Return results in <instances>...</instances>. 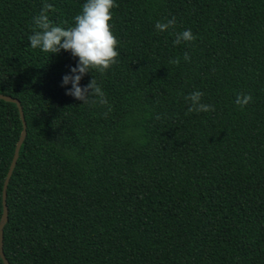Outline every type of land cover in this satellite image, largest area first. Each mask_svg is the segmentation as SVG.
<instances>
[{"label":"trees","instance_id":"16d2710c","mask_svg":"<svg viewBox=\"0 0 264 264\" xmlns=\"http://www.w3.org/2000/svg\"><path fill=\"white\" fill-rule=\"evenodd\" d=\"M85 2L0 0V95L25 123L5 190L6 262L264 264V0H115L118 62L80 82L94 76L110 112L65 94L78 58L28 39L44 3L67 28ZM188 29L196 39L174 46ZM194 91L215 111L186 115ZM237 94L252 101L241 108ZM21 131L0 100V218Z\"/></svg>","mask_w":264,"mask_h":264},{"label":"clouds","instance_id":"9594fccd","mask_svg":"<svg viewBox=\"0 0 264 264\" xmlns=\"http://www.w3.org/2000/svg\"><path fill=\"white\" fill-rule=\"evenodd\" d=\"M52 7V4L44 3L39 15L33 18L35 27L33 34L28 38L31 48L50 54H59L63 50L78 58L76 66L70 69L71 74H66L62 78V86L71 84V88L65 94L82 101V104L107 105L110 112L111 106L108 105L106 94L95 77L93 76L83 87L80 82L93 70L104 74L118 62L119 41L111 30L114 25L110 23L113 19L112 9L118 5L115 0H86L82 5V11L74 17V25L67 28L54 25L49 19L48 12ZM175 25L176 19L172 17L165 22L157 21L155 28L158 32H165L175 28ZM195 39L190 29L184 30L175 33L173 45L192 42ZM184 59H190L187 53ZM170 62L178 64L179 60ZM203 96V92L194 91L184 97L190 105L186 115L193 112L215 111L213 105L202 103ZM251 101L250 94H237L235 103L243 108Z\"/></svg>","mask_w":264,"mask_h":264},{"label":"water","instance_id":"95a60500","mask_svg":"<svg viewBox=\"0 0 264 264\" xmlns=\"http://www.w3.org/2000/svg\"><path fill=\"white\" fill-rule=\"evenodd\" d=\"M0 100L5 101V102H12V103H14L16 105L17 110H18V114H19V118H20V121H21V125H22V131H21V134H20V136L18 138L17 143L15 144V147H14V150H13V154H12V157H11V160H10V164L8 166V169H7L3 184H2V190H1L2 213H1V218H0L1 219V224H0V259H1L3 264H8L6 262V260L4 259V256L2 254V226H3V223L6 220L5 190H6V186H7V183H8V179H9V177L11 175V172H12L13 167L15 165V161L17 159L19 147H20V145H21V143L23 141V137H24V134H25V123H24V120H23V115H22V112H21V108H20L19 103H18L17 100L12 99V98L7 97V96H2V95H0Z\"/></svg>","mask_w":264,"mask_h":264}]
</instances>
